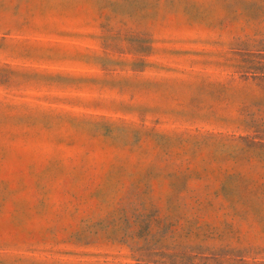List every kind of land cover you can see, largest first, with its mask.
Listing matches in <instances>:
<instances>
[{"label": "rangeland", "instance_id": "obj_1", "mask_svg": "<svg viewBox=\"0 0 264 264\" xmlns=\"http://www.w3.org/2000/svg\"><path fill=\"white\" fill-rule=\"evenodd\" d=\"M0 264H264V0H0Z\"/></svg>", "mask_w": 264, "mask_h": 264}]
</instances>
